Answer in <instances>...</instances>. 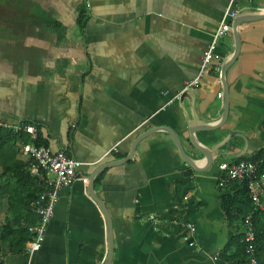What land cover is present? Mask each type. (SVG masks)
Segmentation results:
<instances>
[{
  "label": "crops",
  "instance_id": "0c3cea01",
  "mask_svg": "<svg viewBox=\"0 0 264 264\" xmlns=\"http://www.w3.org/2000/svg\"><path fill=\"white\" fill-rule=\"evenodd\" d=\"M230 8L221 70L184 90ZM0 121L83 162L41 249L3 242L5 264H229L219 164L264 150V0H0Z\"/></svg>",
  "mask_w": 264,
  "mask_h": 264
},
{
  "label": "trees",
  "instance_id": "16d2710c",
  "mask_svg": "<svg viewBox=\"0 0 264 264\" xmlns=\"http://www.w3.org/2000/svg\"><path fill=\"white\" fill-rule=\"evenodd\" d=\"M87 19V10L81 7L78 21L82 27ZM30 140L29 133L0 125V264H5L1 261L2 243H7L13 253H24L27 242L35 235L33 228L41 219L34 205L39 204L45 184L32 175L30 163L20 156L21 144ZM256 159L260 161L259 171L263 172L264 150ZM226 189L229 192L223 193L221 204L230 222L236 223L237 230L223 249L222 256L229 263L245 264L248 253L242 242L244 218L253 211L254 205L247 182L231 181ZM254 222L257 234L255 255L260 264H264V209L255 212Z\"/></svg>",
  "mask_w": 264,
  "mask_h": 264
},
{
  "label": "built area",
  "instance_id": "2783aa9c",
  "mask_svg": "<svg viewBox=\"0 0 264 264\" xmlns=\"http://www.w3.org/2000/svg\"><path fill=\"white\" fill-rule=\"evenodd\" d=\"M237 14V8H230L225 12L213 32L207 49L204 51L200 75L194 79L186 80L183 86L184 90L194 89L200 85L201 74L209 67L212 61H217L216 69L218 71L221 70L225 57L218 51L219 41L230 33L232 21ZM173 101L174 99L169 103ZM0 125L30 134L31 140L26 144H21V152L23 158L30 163L29 169L32 175L39 177L45 184L39 204L34 205L36 211L40 213L41 219L33 228L35 232L33 239L26 244L28 252H35L41 249L43 245L47 226L54 215L55 206L59 199L60 189L73 184L78 179L77 170L83 165V162L68 154L65 149L55 151L40 141L39 128L35 123L9 124L0 121ZM37 140L40 142L38 143ZM259 154L260 151H256L253 158L236 162L223 160L219 164L220 170L224 172V175L219 179V186L223 187L235 180L247 182L249 194L254 205L253 211L244 218L242 242L245 244L248 253V259L245 264H260L258 257L255 255L257 234L254 222L255 212L264 209V171H259L260 161L256 159ZM81 179L85 183L89 182V177L86 175L81 176ZM150 217L155 219L154 215ZM188 226L194 229L192 224L189 223Z\"/></svg>",
  "mask_w": 264,
  "mask_h": 264
},
{
  "label": "water",
  "instance_id": "95a60500",
  "mask_svg": "<svg viewBox=\"0 0 264 264\" xmlns=\"http://www.w3.org/2000/svg\"><path fill=\"white\" fill-rule=\"evenodd\" d=\"M240 23L238 22L237 25H239ZM237 25H234V29H233V32L235 34V38H236V45H235V52L234 54L228 59V61L226 62L225 66H224V72L227 70V68L236 60L238 54H239V46H240V40H239V36L237 34V31H236V26ZM226 115V114H225ZM223 117V119L221 120V122H218L217 124H214L213 126H210L211 128L210 129H213V128H216L217 126H219L225 119L226 117ZM166 131L169 132V134L171 135L172 139L174 140L176 146L178 147L179 149V152H180V155L181 157L183 158V160L185 161H188L189 160L185 157V149L183 147V144L181 142V139L180 137L178 136V134L176 132H174L173 130H169V129H166ZM205 152V151H204ZM205 154L207 155V153L205 152ZM128 158H123V159H119L117 161H120L118 163H121V162H125ZM109 166V165H108ZM101 208L105 211V208L104 206H101Z\"/></svg>",
  "mask_w": 264,
  "mask_h": 264
}]
</instances>
